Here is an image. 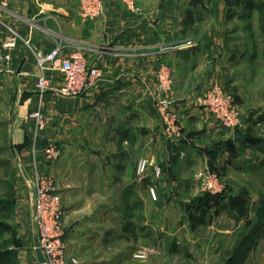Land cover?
<instances>
[{"label":"crops","instance_id":"1","mask_svg":"<svg viewBox=\"0 0 264 264\" xmlns=\"http://www.w3.org/2000/svg\"><path fill=\"white\" fill-rule=\"evenodd\" d=\"M133 2L139 12L121 1L104 0L103 14L84 21L77 0H0L2 18L20 36L11 51L14 71L0 65V115L6 118L0 127L8 133L4 141L25 179L37 167L57 185L66 254L80 264H175L179 253L204 264L230 263L248 234L236 207H213L209 215L205 209L198 226L189 217L180 222L181 232L175 222H161L153 215L161 210L164 196L169 208L174 193L188 190L183 166L202 161L199 170L210 162L220 166L224 145L233 150L245 145L232 141L227 129L190 100L219 84L233 92L239 109L251 111L264 104V96L255 93L251 83L264 25L256 29L254 21L250 23V5L242 14L227 15L226 0ZM232 20H241V28ZM5 35L0 26V47ZM255 37L259 42H253ZM57 47L63 57L81 48L87 62L101 69L98 86L73 98L50 91L40 96L35 52L47 54ZM161 64L172 77L168 98L183 133L177 144L164 137L153 107ZM48 74L58 84L59 75ZM39 106L43 125L37 129L33 114ZM50 146L58 151L53 159L43 153ZM237 157L235 151L231 158ZM140 160L147 166L139 174ZM196 173L188 177L195 180ZM193 186L199 189L197 181ZM32 198L33 190V215ZM138 208L150 218L139 214L132 221L128 213L132 216ZM139 249L146 256L133 258ZM254 253L252 246L248 256Z\"/></svg>","mask_w":264,"mask_h":264},{"label":"rangeland","instance_id":"2","mask_svg":"<svg viewBox=\"0 0 264 264\" xmlns=\"http://www.w3.org/2000/svg\"><path fill=\"white\" fill-rule=\"evenodd\" d=\"M226 2L227 7H229L225 10L227 15L228 12L242 14L245 12V10H247L245 9L246 6L250 5L253 6V9L250 8L249 10L254 12V18L252 20L250 18V23L254 21L256 29H258L259 26L261 27L264 25V0H226ZM233 18L236 19L237 17ZM240 21L237 22L232 20V23L233 25L238 26V28H241L242 24ZM253 40V42H259V39L256 37ZM259 43L261 44L257 52L259 54V58L256 60L254 68H252L251 72L254 79L251 83L256 87L257 91H255L252 86L251 88L255 91V93L258 95L260 94L263 97L264 95L261 93L264 89V38ZM230 91L231 90L227 92L231 93L235 98L233 92ZM1 103L2 100H0V104ZM263 105L264 104L259 106L257 104L251 111V108H240L239 114L241 125L238 127L239 130L240 128H243L241 133H247L251 139L257 140L258 144L260 143L263 148H260V145L258 147L257 144L245 142H243L245 145L237 147L235 150H233L231 147L227 148L226 145H224L225 147L223 146L226 151L223 152L222 156L220 157L221 164L220 166L216 165L214 169L218 173L221 180L222 191L220 193L223 195V198L221 199L222 201H216L210 198L207 194L208 191L204 190V187H202L200 184V181L198 180L199 178H195V180H193L192 178L190 179L188 177L189 175L192 176L193 171L196 173L199 168L203 167V161L199 165L186 164L183 166L182 171L183 177L187 181L184 182L187 186L189 185V187H187L188 190L185 192H180V194L174 193L172 196L174 200L169 208H166V206H168V201L167 196H164L161 210L155 214L153 213L154 219H157L161 222L164 221L165 223L168 220H170V222H175L176 230L181 232V230L178 228V225H180V222L182 221H188L189 215L193 214L191 221H193L192 223H195L194 225L198 226L200 222L199 215H202V218H204V215L206 214L205 209L201 212L200 210H190L192 206L194 208L196 205V201L192 200L198 196H202L207 199L206 203L212 208V205H217V209L222 210L226 209V206L229 205H232L233 207L237 206L235 214L245 219L246 223L247 220L255 219L259 207V199L264 198ZM257 109L261 110V112L258 113L259 110ZM5 119V117L0 115V121ZM4 124L7 123H3L2 125ZM7 134L4 133L3 128L0 127V255L3 251L10 250L14 252L17 264H45V262L39 263L37 256L34 253L35 250L33 245V237L35 232L32 224V213L29 205L30 194L32 193L33 176L32 173H29L28 177L25 179L24 174L21 172V167L18 166L13 155L11 154L12 152L8 142L3 140L7 139ZM230 138L234 140L233 134L230 135ZM53 148L56 149L55 146ZM235 151H238L240 157L232 159L231 156L235 154ZM43 153L47 157L45 150ZM184 154L186 156L185 151ZM191 166L193 168L192 172H190ZM204 166V168H210L209 163ZM30 167L32 168V165H30ZM36 169L37 171L43 173L37 167ZM203 169L196 173V177L200 176V173H203ZM26 172L28 173L27 170L25 171V174ZM195 181H197L199 185L198 190H195V186H193ZM193 190L195 191L193 192ZM246 205H250L249 210L247 209ZM132 212V216L131 213H128L132 221L137 220L135 215L139 216V214L141 215V218H150L148 217L149 215L147 212H144L143 209L140 211L138 208V210H133ZM207 213L208 215L210 214V208L207 209ZM227 214L231 215V213ZM262 221L264 223V217H262ZM246 228L247 225L243 233L247 231ZM253 239L255 241L253 242L252 246H255V253L250 257L248 254H246L243 259L238 260V262L236 261L234 264H264V228L261 227V229L253 236ZM204 263L205 261L202 262L199 260L184 258L183 254L181 253L177 254V258L175 260V264ZM225 263L231 264L228 263V261Z\"/></svg>","mask_w":264,"mask_h":264},{"label":"built area","instance_id":"3","mask_svg":"<svg viewBox=\"0 0 264 264\" xmlns=\"http://www.w3.org/2000/svg\"><path fill=\"white\" fill-rule=\"evenodd\" d=\"M78 15L84 20H93L104 12V0H77ZM125 4L130 10L139 12V7L134 5L133 0H118ZM0 26L4 27L6 35L0 47V65L6 71H14L11 65V51L16 47L19 39L18 32L11 27L0 14ZM60 47L47 54L35 52V60L39 69L36 76V92L42 96L48 91L63 98H73L96 88L101 79V69L92 63H88L83 50L76 48L68 57L60 54ZM59 75L58 84L52 83L48 73ZM28 76L29 72H22ZM172 77L169 68L161 64L157 70V82L153 97V107L161 121L164 137L176 144L183 139L182 128L176 112L173 110L168 94L171 91ZM191 103L210 114V116L227 129L232 135L241 125L239 108L233 95L227 92L223 86L213 84L208 89L196 94ZM36 128L43 125V113L41 107L33 114ZM47 147L45 153L48 158H55L58 151ZM147 166L146 161L140 160L137 166L138 173H144ZM200 173V184L203 189L211 194L222 191L221 180L215 170L207 167ZM201 171V172H202ZM156 174L160 169H155ZM33 190V215L32 224L38 239V248L41 251L45 264H80L75 257L66 254L65 231L63 227L64 210L61 204L59 189L54 181L44 173L35 168L32 179ZM146 252L139 249L132 254L133 258L143 259Z\"/></svg>","mask_w":264,"mask_h":264},{"label":"trees","instance_id":"4","mask_svg":"<svg viewBox=\"0 0 264 264\" xmlns=\"http://www.w3.org/2000/svg\"><path fill=\"white\" fill-rule=\"evenodd\" d=\"M238 131L242 132L239 129H238ZM245 134L247 136L245 143H253V144L257 143V140L251 139L247 133H245ZM3 140H5V139H3ZM232 141H234V140H232ZM209 164H210V168L212 170H214L215 166L211 162ZM207 194L213 200L222 201L221 200L223 198L222 193L211 194V193L207 192ZM192 201H196V203H195L196 205L194 206L195 211L212 208V207H209L210 205L206 203L207 199H205L202 196H198L197 198H194V200H192ZM197 202H198V204H197ZM212 206L218 208L217 205H212ZM236 208H237V206H236ZM192 215L193 214L189 215L190 219L193 217ZM262 217H264V198L259 199V207H258L257 216L255 217V219L254 220H252V219L248 220V222L246 224L247 225L246 230H247L248 234L244 235L243 238L241 239V241L238 243L237 248L234 251L235 253L233 255V258L231 259L230 263L233 264L236 261L238 262V260L243 259L244 256L246 254H248L249 250L251 249V247L253 245V242L255 241L253 239V236L261 229V227L264 228V226H263L264 223L262 221ZM199 219L201 220L200 217H199ZM0 264H17L14 252L10 251V250L3 251L2 254L0 255Z\"/></svg>","mask_w":264,"mask_h":264},{"label":"water","instance_id":"5","mask_svg":"<svg viewBox=\"0 0 264 264\" xmlns=\"http://www.w3.org/2000/svg\"><path fill=\"white\" fill-rule=\"evenodd\" d=\"M23 60L22 62L20 63V65L18 66L17 68V71L20 72L21 68H22V65H23ZM246 135L239 132V131H235L233 133V139L239 143H243L246 141ZM33 245H34V249H35V252H36V255H37V259H38V262L39 263H44L45 259L41 253V251L39 250L38 248V239H37V235L36 233H34V237H33Z\"/></svg>","mask_w":264,"mask_h":264}]
</instances>
